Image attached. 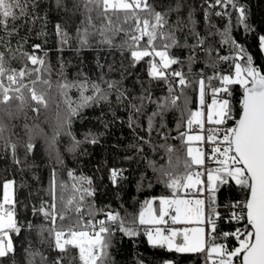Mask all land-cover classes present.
I'll use <instances>...</instances> for the list:
<instances>
[{"label": "snow or ice", "instance_id": "6c2138e0", "mask_svg": "<svg viewBox=\"0 0 264 264\" xmlns=\"http://www.w3.org/2000/svg\"><path fill=\"white\" fill-rule=\"evenodd\" d=\"M57 8L64 6V0H55ZM94 5L98 9V17H103L106 23H102L95 29L91 16ZM229 5L238 13L237 24L243 25L245 31H250V26L246 23V10L239 5L236 0H214L209 3L210 8L220 7L222 10L215 12L216 16L223 17L229 15L226 9ZM182 3L177 0L175 7L169 6L166 11H158L148 2V0H83V7L87 15L82 24L83 28H77L75 39L81 47L89 46L90 37L99 34V43L109 47L118 48L122 53L124 50L130 52L132 66L150 57L148 76L151 80H163L168 85V96L160 100H154L149 88H143V94L129 99L124 92L117 88V100L123 102L128 100L129 106L135 114H141L145 108V102L155 103L156 109L148 117L149 132L153 129V121L159 117L161 129L165 127L163 117L165 112L177 107L179 95L174 94L172 80L176 81L183 95V89L191 87L192 81L187 76L192 73V65L197 63L198 50L207 57L205 66L216 69L221 63H228V72H214L212 76H205L203 70L198 73L199 79L195 81L198 85L199 109L191 111L187 108L189 99L184 96V109L182 110L181 122L177 123V131L183 145L186 146V159L183 161V173H178L171 167V155L169 156V168H155L150 162L154 171L159 172L157 177L159 182L172 190V197L161 196L159 198L146 199L143 201L138 216L128 219L120 212L114 210L105 211L98 209L94 203L87 205L90 219L84 220L82 216H77L74 226L50 227L47 230L52 242L49 244L54 251L65 253L68 246L78 249V259L81 264H114L110 254L113 247V237L117 232L127 237H136L141 226H148L144 229L148 243L153 248L166 249L168 252L176 253H205L206 261L210 264H264V69L254 65L253 57L246 52L232 36L231 19L225 25L223 31L210 25L207 35H201L196 30V21L191 13L187 21L177 19L170 23L169 14L179 13ZM42 8L41 0H0V103L7 104L10 100L16 99L21 105L25 103L24 90L30 93V98L37 105L47 107L48 101L45 93L38 91L36 85L43 83L51 86L49 79H44L43 74L51 72L47 65V53L44 56L36 55L41 49L40 44L32 45V52L24 50L26 39L20 36L16 47H12V38L19 35V28L32 24L41 19L38 15ZM123 13V17L118 15ZM140 13H147L141 16ZM113 17L119 24L114 23ZM205 19L210 21V13H205ZM134 21L129 28H124L123 24ZM17 22H20L19 26ZM56 33L60 37L62 44L70 43L71 37L61 24L55 26ZM95 29V31H90ZM31 29H29L30 31ZM124 33L126 39L119 44H115V37ZM184 33L183 37L179 35ZM40 35H44L41 30ZM219 36V47L209 38ZM146 41L142 44L141 41ZM191 39L193 42H189ZM157 40L161 43L157 44ZM228 46V54L221 55L220 49ZM259 47L264 53V35L259 36ZM188 49L187 64L188 74L182 70L168 69L172 65L183 64L179 56L171 53L172 49ZM17 54L23 57L26 63L19 69L8 66V58L16 59ZM158 58V60L156 59ZM32 65L28 67V63ZM230 62V63H229ZM35 74L34 79H30ZM63 76V71H61ZM28 80L26 83L25 80ZM5 80L7 83H5ZM217 80L218 84L213 85L212 81ZM107 83L108 89L116 88L115 82ZM238 85L242 90L239 100L240 115L237 119L234 116L235 106L232 102L233 86ZM65 96L67 104V115L62 120L60 127L65 130V134L71 137L69 151L75 152L82 144L99 143L100 133L89 131L84 134V139L79 140L71 131L73 117L80 115L85 107L101 101L107 102L109 92L102 87L101 83L91 82L86 78L83 80L69 81L66 78L59 84ZM76 89L79 92V102L72 101L67 93ZM90 95H85L87 92ZM211 94V102L208 103L206 97ZM15 95H12V94ZM133 101H139L135 103ZM39 112V108L32 109ZM187 112V119L184 120V112ZM234 121L232 126H228L229 121ZM135 118L129 117V127H133ZM186 123L187 131H179ZM214 125L206 130L205 124ZM194 126L198 131L196 134H189ZM3 129L0 128V131ZM57 132L52 143H55ZM168 137L165 135V139ZM143 141L144 138L140 137ZM207 144L210 148L205 151L202 145ZM35 145L29 142L26 150L31 153ZM51 147V145H50ZM137 152H143L142 145H131ZM15 156L16 145H11ZM169 154L174 152L172 146H166ZM132 159V157H127ZM206 159L214 162L217 166L205 167ZM57 161L61 162L59 154ZM20 163V161H16ZM194 166L195 169L194 170ZM199 169H203L200 171ZM127 169L111 168L109 179L113 186H118L122 181L128 179L124 173ZM68 176L74 181L71 185L74 195L66 201L65 207L69 208L75 202L74 210L80 213L85 207V201L89 197H94L96 189L93 181L86 176H76L73 171H68ZM206 179L202 178L205 177ZM146 174L142 173L137 183V188L144 187ZM244 190L243 199L230 202L225 205L229 208L226 222L242 224L231 231L219 229L218 221L222 218L217 210V194L224 186L232 183ZM151 187V181L148 182ZM13 181H6L3 184V201L0 202V264H4V259L10 254H14L15 249L10 233L19 234L21 225L16 218L14 199L10 190ZM57 187L64 189L66 183H57L55 170L53 171L49 194L51 201L48 207L44 204L36 209L34 213H42L46 221L55 225L57 217L65 219L63 211L57 212V200L64 202L65 198L61 194L58 196ZM181 190L195 193L197 198L185 199L179 196ZM207 193V195H205ZM203 197V198H199ZM158 199V206L157 205ZM174 213V214H173ZM102 214L103 219H97V215ZM169 217L171 224H195L193 228H172L162 227L167 225ZM29 228L32 226L29 225ZM44 227L39 229L41 236L40 243H47L43 238ZM236 241L235 247H229L226 243L229 239ZM223 241L217 243V241ZM28 264H63V256L52 258L46 257L43 252L30 247L28 249ZM38 257V259H37ZM14 259V258H13ZM137 264H145L139 260ZM163 264H172L164 261Z\"/></svg>", "mask_w": 264, "mask_h": 264}, {"label": "trees", "instance_id": "16d2710c", "mask_svg": "<svg viewBox=\"0 0 264 264\" xmlns=\"http://www.w3.org/2000/svg\"><path fill=\"white\" fill-rule=\"evenodd\" d=\"M156 10L166 11L169 6L175 7L177 0H148ZM214 0H181L182 6L179 13L172 12L169 14L170 23H174L177 16L187 21L189 13L196 21V30L201 35H207L210 25L223 31L225 25L231 19V28L233 38L241 44L246 52L253 57L254 65L264 69V53L259 47V36L264 35V0H236L246 10V23L250 26V31H245L243 25L237 24L238 13L229 5L225 11L229 15L219 17L215 12L221 11L220 7L210 8L209 3ZM42 8L38 15L41 19L32 24H27L19 28V35L12 38V47L15 48L20 36H24L26 43L23 47L25 51L32 52V45L40 44L41 49L36 52L38 56H44L47 53V65L50 66L51 72L44 73L43 78L51 81V86L38 83V91L44 92L48 101L47 107L37 105L30 98L27 89L24 90L25 103L21 105L16 99L10 100L7 104L0 103V202H2V188L6 181H13V195L17 201L16 218L22 226L19 234L10 233L15 249L14 254H10L4 259V264H28V249L43 252L48 257L63 256V264H81L78 259V249L68 246L65 253L54 251L49 244L52 242L48 239L46 229L50 227L74 226L77 216H82L85 221L90 219L88 216V207L94 203L98 209L105 211L114 210L120 212L122 216L129 220L138 216L143 201L146 199L159 198L161 196L172 197V190L167 188L164 183L159 182L157 177L158 171H154L150 162L155 165L156 169L160 167L169 168V156L171 155V167L178 173H183V161L186 157V146L182 144L177 131V123L181 122L182 110L184 109V96H187L189 103L187 108L196 111L199 108L198 103V85L195 83L199 79L198 73L203 70L205 76H212L214 72H228V63H221L216 69L206 67L207 57L198 50L197 63L193 64L192 73L187 76L192 81L191 87L183 89L181 95L180 87L177 80L169 77L174 86V94L181 98L177 101V107L165 112L163 117L164 128L161 129V120L157 117L153 121V129L149 132L148 117L156 109L155 103L145 102V108L141 114H135L129 106L128 100L119 102L117 100V88L124 92L129 99L143 94V88L151 89L153 99L160 100L168 96V85L163 80H151L148 76L150 57H145L132 66L130 52L124 50L123 53L115 47H109L99 43L101 37L99 34L90 37L89 46L81 47L75 39L77 28L86 26L81 22L85 20L87 13L83 7V0H64V6L57 8L55 0H41ZM91 16L95 29H98L102 23H106L103 17H98V9L94 5ZM210 13V21L205 19V13ZM123 17V13L118 14ZM141 16L147 13H140ZM113 21L119 24L113 17ZM18 26L20 22H17ZM61 24L65 31L72 38L70 43L62 44L60 37L56 33L55 26ZM134 21L123 24L124 28H129ZM29 29H31L29 31ZM90 29V31H95ZM43 30L44 35H40ZM181 38L184 33L179 34ZM126 39L124 33L115 37V44H119ZM141 41L143 44L146 41ZM219 47L220 37L209 38ZM189 42H193L189 39ZM157 44L161 41L157 40ZM3 50V49H0ZM173 55L179 56L184 61L183 64L172 65V70H182L188 74L187 55L188 49H172ZM221 55L228 54V46L225 45L220 49ZM8 58V66L19 69L26 63L23 57L17 54L16 59ZM158 60V58H156ZM28 67L31 68L30 62ZM230 63V62H229ZM63 71V76H61ZM35 74L30 78L34 79ZM67 79L69 81L87 79L91 82L101 83L109 92L108 101H101L92 104L90 107L82 109L77 117H73L71 131L79 140L84 139V134L92 131L100 133L99 143L82 144L75 152L69 151L72 143L71 137L65 134V130L60 127L62 120L67 115V104L65 96L59 84ZM27 83L28 80L26 79ZM115 82L116 88L108 89L107 83ZM5 83L7 81L5 80ZM213 85L218 81L213 80ZM143 85V88L142 86ZM232 102L235 106L234 116L238 118L240 113L239 100L242 90L238 85L233 86ZM91 92L85 93L90 95ZM12 95H15L14 93ZM68 97L79 102V92L72 89L67 93ZM211 100V94L206 97ZM139 103V101H133ZM39 108V112L32 109ZM184 120L187 119V112L183 113ZM135 118L133 127H129V117ZM234 121H229L228 126H232ZM214 125L205 126L206 130ZM186 123L179 131H185ZM59 132L53 144L54 135ZM165 135L168 137L165 139ZM140 137L144 140L141 141ZM32 142L35 147L31 153L26 150V145ZM16 145L15 156L11 145ZM51 145V147H50ZM131 145H142L143 152L137 150ZM207 145V144H205ZM204 145V148H205ZM166 146H172L174 152L169 154ZM208 151L210 150L207 145ZM59 154L61 162L57 161ZM132 157V159H127ZM20 161L17 163L16 161ZM208 167H216L214 162H208ZM111 168H124V173L128 179L122 181L118 186H113L109 179V170ZM55 170L57 183H66L67 188L57 187V194L63 195L65 200L62 203L57 200V212L63 211L65 219L60 220L57 217L55 225L46 221L42 213H34L33 209H38L41 204L45 208L51 201L49 194L50 182L53 171ZM194 170L195 166H194ZM68 171H73L76 176H86L92 179L93 187L96 189L94 197H89L85 201V207L80 213L74 210L75 202L69 208L65 207L66 201L73 197L74 191L71 185L74 181L68 176ZM144 173L147 179L144 181L142 189L137 188L141 174ZM151 181L152 186L148 187ZM191 192L181 190L179 195H190ZM207 195V193H205ZM244 190L238 188L234 182L230 186H224L217 194V210L221 213L222 218L218 221L219 229L231 231L236 227L243 226L235 222L228 223L224 219L229 213V208L225 205L230 202L243 199ZM158 203V199H157ZM97 219H103L102 214H98ZM173 225L168 222V225ZM32 227L29 228L28 226ZM43 226V238L48 240L47 243L41 244V236L38 234L40 227ZM140 229L136 237H127L117 232L113 237V247L109 250L114 264H137L139 260L145 261V264H163L164 261H170L172 264H210L206 261L205 253H176L168 252L166 249L153 248L149 245L144 229L137 223ZM223 242L218 240L217 243ZM229 247H235L236 241L229 239L226 242ZM14 258V259H13ZM38 259V257H37ZM99 264V261L97 262Z\"/></svg>", "mask_w": 264, "mask_h": 264}, {"label": "rangeland", "instance_id": "374dc122", "mask_svg": "<svg viewBox=\"0 0 264 264\" xmlns=\"http://www.w3.org/2000/svg\"><path fill=\"white\" fill-rule=\"evenodd\" d=\"M208 103H210L211 102V100H209V101H207ZM199 109V108H198ZM197 109V110H198ZM205 126H206V124H205ZM185 131H187V126H186V128H185ZM198 131V129H196L195 128V126H194V129H193V131L191 132V133H189V134H196V132ZM202 147L204 148V145H202ZM200 171H203V169H199ZM206 177V176H205ZM202 178H204V177H202ZM5 183V182H4ZM3 183V184H4ZM10 192L13 194V187H12V189L10 190ZM188 192V191H187ZM192 194H190V195H179L180 197H182V198H185V199H195V198H197L196 196H195V193H194V191L193 192H191ZM14 196V195H13ZM199 198H203V197H199ZM2 201H3V188H2ZM156 206H158V203H157V205ZM174 214V213H173ZM165 219L166 220H168V221H170L171 222V220H170V218L169 217H165ZM146 227H148V226H146ZM162 227H165V228H167V227H172V228H177V229H182V228H185V227H187V228H193V227H196V225L195 224H176V225H162Z\"/></svg>", "mask_w": 264, "mask_h": 264}, {"label": "built area", "instance_id": "2783aa9c", "mask_svg": "<svg viewBox=\"0 0 264 264\" xmlns=\"http://www.w3.org/2000/svg\"><path fill=\"white\" fill-rule=\"evenodd\" d=\"M240 99H241V98H240ZM204 149H205V151H208V149H207V145H205V148H204ZM208 162H210V161H208V160L206 159V161H205V167H208V166H207V163H208ZM204 179H206V177H204Z\"/></svg>", "mask_w": 264, "mask_h": 264}, {"label": "water", "instance_id": "95a60500", "mask_svg": "<svg viewBox=\"0 0 264 264\" xmlns=\"http://www.w3.org/2000/svg\"><path fill=\"white\" fill-rule=\"evenodd\" d=\"M241 95H242V94H241ZM239 115H240V113H239ZM239 115H238V118H239ZM238 118H237V119H238Z\"/></svg>", "mask_w": 264, "mask_h": 264}]
</instances>
